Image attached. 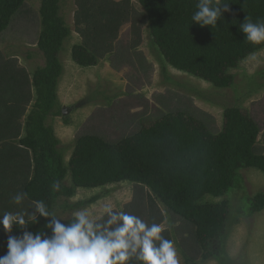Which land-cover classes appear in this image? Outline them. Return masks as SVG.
<instances>
[{
    "label": "trees",
    "instance_id": "1",
    "mask_svg": "<svg viewBox=\"0 0 264 264\" xmlns=\"http://www.w3.org/2000/svg\"><path fill=\"white\" fill-rule=\"evenodd\" d=\"M24 1L0 0V33ZM136 2L142 8L152 45L165 63L216 89L230 87L233 76L228 70L264 49V42L253 44L239 30L246 16L252 22L264 21V0H227L230 11L212 29L191 19L198 0ZM129 3L75 1L74 25L81 45L72 48L71 58L77 65L90 67L114 53L120 28L133 20ZM59 10L60 0H40L37 48L44 58L42 67L30 75L16 59H6L0 53V217L4 212L34 213L37 222L30 221L26 230H41L50 238L53 233L44 226L52 217L35 211L37 201L53 212L55 200L71 198L77 188L127 182L148 189L167 211L192 227L202 251L201 262L213 258L219 264H231L224 245L217 248L214 244L225 232L230 213L226 198L240 184L239 171L255 169L264 174V155L256 151L257 124L240 108L227 107L222 113V130L214 134L203 122L178 111L116 143L96 135L80 136L66 164L60 141L46 124L48 117L61 116L57 89L63 66L59 54L71 34ZM132 33L138 35L135 29ZM68 174L69 186L63 183ZM18 191L27 194L20 206L11 199ZM206 196L221 201L203 203ZM99 199L93 196L84 205ZM248 208L252 214L262 212L264 192L251 197ZM153 216L149 226L163 222L162 216ZM21 231L13 226L11 234L20 236ZM162 235L172 240L168 231ZM7 239L0 225V244ZM184 257L185 264H199ZM132 264H137L135 259Z\"/></svg>",
    "mask_w": 264,
    "mask_h": 264
},
{
    "label": "rangeland",
    "instance_id": "2",
    "mask_svg": "<svg viewBox=\"0 0 264 264\" xmlns=\"http://www.w3.org/2000/svg\"><path fill=\"white\" fill-rule=\"evenodd\" d=\"M75 1L60 0L59 10L71 31L59 54L63 73L57 95L64 113L61 110V116L46 119L60 141L59 150L66 164L80 136L96 135L116 143L164 115L178 111L203 122L217 134L222 130V113L227 107L240 108L257 124L260 133L256 151L264 155V49L250 54L236 68L228 70L233 76L230 87L216 89L165 63L152 45L142 8L136 0H129L133 20L120 28L113 43L114 53L98 59L93 66L81 67L71 58L72 48L81 45L74 25ZM39 8L40 0H25L8 27L0 33L2 56L16 59L30 75L44 65L42 53L37 48L41 27ZM239 178V186L226 198L230 213L225 232L214 246L224 245L231 264H264V210L252 214L248 208L249 199L264 192V174L255 169H241ZM63 183L70 185L69 174ZM93 196L100 199L84 205ZM219 201L221 198L206 196L203 203ZM105 206H111L113 212L136 216L147 225L150 216H162L161 224L175 242L180 264H185L184 256L194 258L199 264H219L213 258L201 262L202 251L192 227L167 211L144 187L124 182L95 189L77 188L71 198H57L53 212L60 222L73 218L76 212L85 211L96 223L105 224L109 219ZM6 252L7 243L0 244V256Z\"/></svg>",
    "mask_w": 264,
    "mask_h": 264
},
{
    "label": "clouds",
    "instance_id": "3",
    "mask_svg": "<svg viewBox=\"0 0 264 264\" xmlns=\"http://www.w3.org/2000/svg\"><path fill=\"white\" fill-rule=\"evenodd\" d=\"M229 5L227 0H198L191 19L200 27L212 29L230 11ZM239 30L253 44L264 42L262 20L252 22L246 16ZM26 196L18 191L12 203L20 206ZM35 211L42 217H52L44 226L52 236L46 237L41 230H26L30 221L37 222L34 213L4 212L0 225L8 239L0 264H132L133 259L137 264H180L175 242L162 235V224L149 226L136 216L113 212L111 206L104 208L109 216L105 224L96 223L85 211L76 212L67 224H62L42 201L35 203ZM13 226L22 230V235H12Z\"/></svg>",
    "mask_w": 264,
    "mask_h": 264
},
{
    "label": "water",
    "instance_id": "4",
    "mask_svg": "<svg viewBox=\"0 0 264 264\" xmlns=\"http://www.w3.org/2000/svg\"><path fill=\"white\" fill-rule=\"evenodd\" d=\"M64 113V109H62V114Z\"/></svg>",
    "mask_w": 264,
    "mask_h": 264
}]
</instances>
